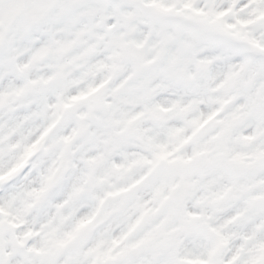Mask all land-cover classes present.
Masks as SVG:
<instances>
[{
  "label": "snow or ice",
  "instance_id": "6c2138e0",
  "mask_svg": "<svg viewBox=\"0 0 264 264\" xmlns=\"http://www.w3.org/2000/svg\"><path fill=\"white\" fill-rule=\"evenodd\" d=\"M0 264H264V0H0Z\"/></svg>",
  "mask_w": 264,
  "mask_h": 264
}]
</instances>
